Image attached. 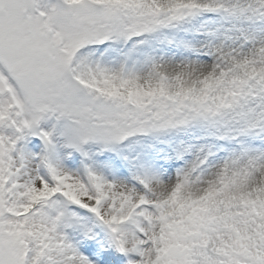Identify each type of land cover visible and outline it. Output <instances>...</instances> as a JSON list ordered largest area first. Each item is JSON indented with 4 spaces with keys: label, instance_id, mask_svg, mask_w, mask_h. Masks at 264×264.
I'll list each match as a JSON object with an SVG mask.
<instances>
[{
    "label": "snow or ice",
    "instance_id": "obj_1",
    "mask_svg": "<svg viewBox=\"0 0 264 264\" xmlns=\"http://www.w3.org/2000/svg\"><path fill=\"white\" fill-rule=\"evenodd\" d=\"M0 264H264V0H0Z\"/></svg>",
    "mask_w": 264,
    "mask_h": 264
}]
</instances>
